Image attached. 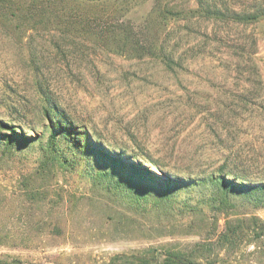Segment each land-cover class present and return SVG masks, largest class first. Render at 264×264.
Segmentation results:
<instances>
[{
  "label": "rangeland",
  "instance_id": "obj_1",
  "mask_svg": "<svg viewBox=\"0 0 264 264\" xmlns=\"http://www.w3.org/2000/svg\"><path fill=\"white\" fill-rule=\"evenodd\" d=\"M152 1L129 6L125 19L148 24ZM163 1L183 13L158 37L144 26L157 48L144 56L93 22L32 24L27 8L0 3V121L35 138L51 99L76 125L121 148L120 157L149 154L169 172L224 169L264 185V17L232 23L206 17L198 0ZM204 1L236 11L264 5ZM47 137L15 157L0 146V234L12 239L0 246L1 263L122 264L114 257L172 250L202 264H264L259 196L236 189L221 205L200 187L162 205L137 202L131 185L95 181L86 161L41 172Z\"/></svg>",
  "mask_w": 264,
  "mask_h": 264
},
{
  "label": "trees",
  "instance_id": "obj_2",
  "mask_svg": "<svg viewBox=\"0 0 264 264\" xmlns=\"http://www.w3.org/2000/svg\"><path fill=\"white\" fill-rule=\"evenodd\" d=\"M11 0H0V3L8 4ZM18 8L24 7L28 11V20L33 24L51 21L67 24L74 22L78 25H87L93 22L95 25L105 27L104 33L117 34L128 48L129 54L144 56L154 54L156 39L148 38L146 29L151 26L160 36L162 29L167 28L169 21L175 14L179 16L183 12L177 11L174 1L164 4L163 0H153V12L150 21L146 25H135L130 19H125L132 8L140 4L141 0H12ZM201 11L206 17L224 20L232 23L250 24L264 17V5L243 9L242 11L231 10L226 4L221 8L208 6L205 1L198 0ZM57 6L53 9L52 6ZM128 6V8H127ZM10 7V6H9ZM177 12V13H175ZM151 17H154L153 19ZM53 18V19H51ZM85 27V26H84ZM138 27V28H137ZM109 28V29H107ZM150 29V27H149ZM109 30V31H108ZM144 30V31H143ZM153 35V36H154ZM154 36V37H155ZM160 55H165L164 49H159ZM44 108L47 123L42 127L43 131L38 134L34 128L35 138L24 133L14 123L0 121V146L5 151L16 156L23 144H32L34 140L48 134L45 145L41 146L39 168L47 173L52 168L73 169L81 161H86L89 170L94 171L93 179L110 180L118 179L122 182V188L130 187L136 191V201L155 200L165 204L175 200L181 194L195 188L208 187L212 191V202H220L221 205L229 204L230 194H235L236 189L246 190L250 199L258 196L264 200V185H255L232 171L219 169L217 174L205 175L200 172L191 176L186 171L169 172L164 169L162 161H156L149 154H135L118 156L119 147L112 146L103 141L100 135L89 132L83 126L76 125L67 113L59 108L55 102H46ZM6 154V153H3ZM126 155V153H124ZM135 161L128 162L127 159ZM96 169V170H95ZM183 174H190L184 176ZM131 188V187H130ZM240 194V193H238ZM12 239L7 235L0 234V246L11 244ZM126 255L114 257L113 261L122 260V264H202L200 261L189 260L181 252L167 250L158 253L155 250H147L142 254L125 259ZM0 264L1 263L0 261Z\"/></svg>",
  "mask_w": 264,
  "mask_h": 264
}]
</instances>
